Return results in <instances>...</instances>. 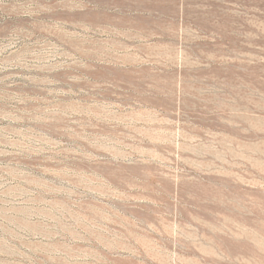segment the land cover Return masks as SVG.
<instances>
[{
    "label": "rangeland",
    "instance_id": "rangeland-1",
    "mask_svg": "<svg viewBox=\"0 0 264 264\" xmlns=\"http://www.w3.org/2000/svg\"><path fill=\"white\" fill-rule=\"evenodd\" d=\"M0 264H264V0H0Z\"/></svg>",
    "mask_w": 264,
    "mask_h": 264
}]
</instances>
